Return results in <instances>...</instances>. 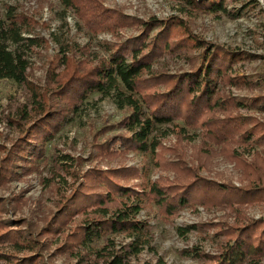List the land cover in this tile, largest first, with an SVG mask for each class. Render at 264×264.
Listing matches in <instances>:
<instances>
[{
  "label": "rangeland",
  "instance_id": "rangeland-1",
  "mask_svg": "<svg viewBox=\"0 0 264 264\" xmlns=\"http://www.w3.org/2000/svg\"><path fill=\"white\" fill-rule=\"evenodd\" d=\"M96 1L106 8L118 9L128 16L143 19L153 15L162 19L171 15L189 19L193 31L206 40L250 53L234 63V68L258 79L250 87L244 84L227 85L230 93L252 96L264 92L263 0L256 7L242 8L238 15L232 14V11L240 6V2L233 0L227 2L231 11L219 14L194 11L183 0ZM8 6L24 11L31 17L35 27L32 34L41 40L28 50L31 63L29 79L48 95L49 101L55 103L56 100V103L68 106H72L75 97L66 94L56 98L61 81L66 76L55 77L53 69L65 73L82 70L85 65L80 64L76 57L69 65L58 66L57 55L70 45L77 55L84 56L81 59L93 65L100 57L107 55L106 47L110 43L137 34L140 30L134 24L118 26L113 31L99 30L85 22L79 10L66 5L63 0H0L1 12L6 11ZM190 10L194 13L188 16ZM86 17L90 19V13ZM187 55L183 52L167 53L156 61L153 68L171 73L186 70L198 61L196 54L194 58L191 54ZM31 97L29 86L12 78L0 80V222L12 218L30 229L38 241L37 251L43 256L42 264H107L110 253L126 246L128 248L132 241L134 236L113 230L88 245H79L73 231L83 219L81 213L70 216L56 231L46 228L66 197L86 179L85 173L92 166H138L141 176L126 180L128 185L149 179L173 183L198 174L207 180L241 186L249 182L246 178L249 173L260 174L264 185V138L248 145L233 140L211 144L200 136L198 129L188 128L186 133L195 137L189 139L177 131L172 132L170 124H162L157 134L162 142L156 156L135 150L109 151L102 143L119 130L114 124L128 112V108L120 107L113 94L101 91L90 93L77 110L69 109L71 119L46 141L42 155L26 158L24 166L17 171L2 170L11 157L18 137L22 135L23 127L28 123L20 112L21 107L26 108L27 117L34 114ZM239 112L264 122V108L243 106ZM179 123L183 125L182 121ZM110 205L114 207L117 202ZM241 211L253 218L264 217V200L235 206L196 202L182 206L175 214H167L153 200H145L138 217L147 219L151 226L140 250L131 253L129 264L157 261L208 264L209 259L197 254V251L219 252L225 240L220 227L235 224ZM0 251L19 256L34 252L19 250L7 242H0ZM6 261V258L0 259V264Z\"/></svg>",
  "mask_w": 264,
  "mask_h": 264
},
{
  "label": "trees",
  "instance_id": "trees-1",
  "mask_svg": "<svg viewBox=\"0 0 264 264\" xmlns=\"http://www.w3.org/2000/svg\"><path fill=\"white\" fill-rule=\"evenodd\" d=\"M183 1L194 11L214 14L231 11L228 0ZM233 1L240 2V6L232 11L234 15L241 13L242 8L256 7L262 2ZM63 2L79 10L84 21L99 30L113 31L126 24H134L140 30L137 34L110 43L106 47L107 55L93 65L81 59L84 56L77 55L70 45L57 55L58 66H67L76 57L80 64L85 65L82 70L65 73L53 69L55 77L66 76L61 81L56 98L66 94L75 97L72 106H68L56 103V100L55 103L49 101L48 95L29 79L31 63L28 50L41 42L39 36L32 34L35 27L31 17L12 6L4 12L0 11V80L12 78L29 86L35 106L34 114L29 117L26 108L21 107L20 112L28 123L2 170L17 171L24 166L26 158L42 155L46 141L71 119L69 109L77 110L93 91L113 94L120 107L128 108V112L114 124L119 130L102 143L112 152L135 150L156 156L162 142L157 138L162 124H170L172 132L177 131L189 139L195 137L186 133L188 128L198 129L200 136L211 144L233 140L248 145L264 138V122L239 112L243 106L264 108V92L238 96L230 93L227 87L242 84L250 87L258 79L234 68V63L250 55L248 51L206 40L193 31L189 19L179 15L164 19L153 15L143 19L128 16L118 9L106 8L96 0ZM194 11L190 10L188 16ZM89 13L90 19L86 17ZM180 52L191 54L192 58L196 54L198 61L186 70L173 73L153 68L161 56ZM187 56L190 58V55ZM139 176L141 169L135 165L90 167L85 173L86 179L66 197L46 228L56 231L70 216L81 213L83 219L74 229L73 236L79 245L84 246L109 231H125L134 236L128 248L126 246L110 253L106 263L129 264L131 253L140 250L150 230V222L138 217L145 200H153L167 214H175L182 206L196 202L235 206L264 200L260 174L249 173L246 175L249 182L241 186L207 180L198 174L173 183L161 179L143 180L134 185L125 182ZM115 201L117 205L111 207L110 204ZM240 214L235 224L220 227L225 240L219 252L197 251V254L209 259L208 264H264V217L253 218L242 211ZM0 240L19 250L34 251L24 256L0 251V259L7 260L3 264H42L43 256L37 251L38 241L34 233L20 222L12 218L3 219L0 222ZM143 264L169 263L157 261Z\"/></svg>",
  "mask_w": 264,
  "mask_h": 264
}]
</instances>
